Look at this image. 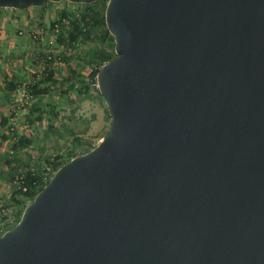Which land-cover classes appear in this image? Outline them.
<instances>
[{"label": "water", "instance_id": "1", "mask_svg": "<svg viewBox=\"0 0 264 264\" xmlns=\"http://www.w3.org/2000/svg\"><path fill=\"white\" fill-rule=\"evenodd\" d=\"M103 18L107 133L0 235V264H264V0H107Z\"/></svg>", "mask_w": 264, "mask_h": 264}, {"label": "rangeland", "instance_id": "2", "mask_svg": "<svg viewBox=\"0 0 264 264\" xmlns=\"http://www.w3.org/2000/svg\"><path fill=\"white\" fill-rule=\"evenodd\" d=\"M106 2L107 0H98L90 4H71L61 0L56 3L46 1L40 7H29L26 10L0 8V29L10 36L9 39L17 48L18 54L14 57L21 63L18 79L21 89L24 88L22 90L26 93L20 94L19 100L14 103L15 111L22 112L17 128L13 132L0 134L9 140L13 139L14 144L21 136L30 140V145L22 149H13L12 144L7 145L6 141L0 142L4 159H7L6 168L0 178V213L5 220L12 221L9 226L16 224L23 210L10 200L13 191L11 182L15 177L21 178L27 171L38 173L42 169L53 170V164L62 165L68 158L91 150L108 130L109 118L105 116L106 103L102 97L100 102L104 115L103 128L96 136H91L90 122L95 119V112H91V99L88 107H81L73 99L60 101L61 109L54 110V101L50 102L44 96L31 98L26 88L31 83L40 81L48 71H52L50 66L55 65H61L55 71L56 75L67 79L68 84L75 75H83L86 80L87 75L98 68L99 64L91 61L92 53L104 51L110 57L114 55L113 40L108 37L109 33H105V25L101 23L94 26L93 23L104 13ZM81 17H84V31L77 35L75 42L68 43L69 35L73 31L72 21ZM62 19H65L66 24L57 25ZM55 25L59 29L57 36L53 34ZM18 28L23 36L17 35ZM30 33H36L35 41L29 39ZM47 51L52 55L50 60L45 59ZM88 87L92 91L89 95H95L96 87ZM37 115H41L40 122L33 121ZM8 151L12 153L8 154Z\"/></svg>", "mask_w": 264, "mask_h": 264}, {"label": "crops", "instance_id": "3", "mask_svg": "<svg viewBox=\"0 0 264 264\" xmlns=\"http://www.w3.org/2000/svg\"><path fill=\"white\" fill-rule=\"evenodd\" d=\"M9 38L10 36L6 35L4 31L0 29V132L1 133L3 132L5 134L9 132H13L15 128H17L19 124L18 120L22 112L19 113L18 110L15 111L14 103L17 102V100H19L20 94L26 95L25 90H22L24 88L21 89L22 86H20V81L18 79L21 63L16 57H14L17 56L18 54L17 48ZM59 66L61 65L50 66V69H52L51 72L53 74V77L51 79V82H49L48 93L44 95V98H49L50 102L54 101L53 104L54 105L56 104L55 105L56 108L54 107V110L61 109V102L69 99H73L79 102L81 104V107L82 106L88 107L89 102H91L90 99L93 102L95 101L94 103L91 102L93 106L91 112H95L94 113L95 119L90 122L89 131H91V136H96L98 132L102 130L104 123L103 122L104 115H103V110L101 108L100 97L98 96L96 91H95V95H89V93L92 92L91 90H89V87L88 89L85 90L83 88L84 84L77 83L78 80L79 81L84 80L83 75H75L73 77V80H70L71 83L75 82V86L73 89L69 88L67 79L59 78L58 75H56L57 73L55 71L58 70ZM33 84L34 83H31L30 86L28 87L24 85L28 89L27 91L28 93H29V88L32 87ZM84 90L87 92V94L84 92ZM1 119H6V124H5L6 129L4 128L5 126L3 127L1 126V123L3 122V120ZM94 130L96 131L94 132ZM6 138H7L6 139L7 145L14 144L13 139L9 140L8 137ZM3 152L4 150L2 146L0 148V178H1V173L3 174L7 165L6 162L7 159L6 158L4 159L5 154ZM11 153L12 151H8V154ZM0 201H1V193H0Z\"/></svg>", "mask_w": 264, "mask_h": 264}, {"label": "trees", "instance_id": "4", "mask_svg": "<svg viewBox=\"0 0 264 264\" xmlns=\"http://www.w3.org/2000/svg\"><path fill=\"white\" fill-rule=\"evenodd\" d=\"M64 16V14L62 15ZM76 20V21H75ZM72 21V33L69 35V38H68V43H73L77 40V35L80 34V33H83L81 31L78 30V28L80 27L81 24H84V17H81L79 20L75 19ZM94 23V26H97L96 24H101L103 23L104 24V18H103V13L101 15V17L99 19H97V21H93ZM105 33L108 34V32L105 30ZM109 35V34H108ZM110 38V40L112 41V37L109 35L108 36ZM113 43V42H112ZM112 47H113V44H112ZM115 56L112 54V56H108L106 54V52L104 51H97L95 53H92L90 55V58H91V61L92 62H97L99 63L98 64V68L92 70L88 75H87V78L85 80V78L83 77L84 80L82 81H79L78 80V84H84L83 88L86 90L88 89V86L91 85L93 87H95V75L99 69V66H101V64L105 63V62H108L110 61L111 59H113ZM53 77V74L51 71H48L46 73V75L38 82L34 83L32 85V87L29 88V94L37 99L38 97L40 96H44L45 94L48 93V87H49V82H51V79ZM85 81H88L87 83ZM75 86V82H70L68 84V87L73 89ZM84 90V92H86ZM95 91L97 92L98 96L101 97L98 93V91L95 89ZM105 116L107 118L108 115H107V111H106V108H105ZM3 120V122L1 123V126H5L6 124V119H1ZM42 119H41V115H37L36 119H34L33 121L35 122H40ZM32 121V122H33ZM31 121L29 120V123ZM32 124V123H31ZM107 133V131H106ZM105 133V134H106ZM6 137L2 134H0V142L1 141H6ZM30 145V140L27 139L26 137L24 136H21L19 137V139L16 141L15 144L12 145V148L13 149H16V148H27L28 146ZM71 159L68 158L66 160V162H68L69 160ZM65 162V163H66ZM61 165V163H55L53 164V171H55L59 166ZM36 173L37 172H33V171H27L25 173V175L23 177H21V181H22V184L27 188V192L26 193H23L22 195L27 198L29 201H31L33 199V197L35 196V194L47 183V181L45 182H41L40 180H38V178L36 177ZM33 182H36V184L38 185V187H34L33 185ZM20 194V191H17L15 189H13V191L11 192V195H10V200L14 203V204H17L19 207L21 205V201L19 199V195ZM24 208V206L22 207V209ZM21 212V211H20ZM19 218H17L16 222L18 221ZM15 222V223H16ZM13 227V225L11 226H8L6 230H9Z\"/></svg>", "mask_w": 264, "mask_h": 264}, {"label": "built area", "instance_id": "5", "mask_svg": "<svg viewBox=\"0 0 264 264\" xmlns=\"http://www.w3.org/2000/svg\"><path fill=\"white\" fill-rule=\"evenodd\" d=\"M80 18H78L77 20H79ZM66 24L65 19H62L61 22L59 21L57 25L62 26ZM58 27L55 25L54 29H53V34L54 36H57L59 34L58 31ZM79 31L83 32L84 31V27L83 24L80 25V27L78 28ZM18 36H23V32L20 30V28L18 29L17 32ZM29 39L31 41H35L37 39L36 33H30L29 34ZM52 55L47 51V53L45 54V59H51ZM106 63V62H105ZM104 64V63H103ZM101 64V66L103 65ZM99 66V68L101 67ZM54 173L53 170H46V169H42L41 171H39L38 173H36V177L38 178V180H40L41 182H45L48 181L50 179V177L52 176V174ZM12 187L13 189L20 191L19 199L21 201V205L20 208H22L23 206L25 207L28 203H30V201L25 198L22 194L27 192V188L22 184V181L20 178L15 177L12 182ZM34 187H38V185L36 184V182H33ZM4 216L0 213V235L3 234L5 231H7V227L12 223L11 220H5L3 218Z\"/></svg>", "mask_w": 264, "mask_h": 264}]
</instances>
